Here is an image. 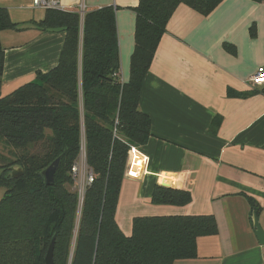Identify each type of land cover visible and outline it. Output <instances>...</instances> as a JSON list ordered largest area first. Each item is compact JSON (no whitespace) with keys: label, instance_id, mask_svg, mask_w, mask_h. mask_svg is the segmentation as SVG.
Here are the masks:
<instances>
[{"label":"trees","instance_id":"obj_1","mask_svg":"<svg viewBox=\"0 0 264 264\" xmlns=\"http://www.w3.org/2000/svg\"><path fill=\"white\" fill-rule=\"evenodd\" d=\"M222 0H138L130 77L120 83L114 10H45L39 26L65 32L57 65L0 95V264H173L197 257V239L216 235L213 216L143 217L126 237L114 212L130 146L144 145L150 120L138 111L141 85L166 24L179 4L208 15ZM263 1V0H255ZM82 22V23H81ZM15 28L0 9V31ZM4 52L0 45V90ZM260 91L242 94L253 95ZM229 96H238L228 93ZM82 138L94 180L84 192L72 234L76 193L71 168ZM60 157L47 186L42 172ZM18 167L21 172L14 173ZM251 213L259 207L246 196ZM156 205L183 206L185 191L155 187Z\"/></svg>","mask_w":264,"mask_h":264},{"label":"crops","instance_id":"obj_2","mask_svg":"<svg viewBox=\"0 0 264 264\" xmlns=\"http://www.w3.org/2000/svg\"><path fill=\"white\" fill-rule=\"evenodd\" d=\"M84 12L114 10L120 83L130 77L138 0H59ZM15 28L0 31L1 97L53 69L65 32L44 31L32 0H0ZM264 67V0H222L204 16L179 4L145 74L138 111L150 136L130 146L114 221L126 237L143 217L213 216L217 234L197 239V257L173 264H264L246 196L264 232V93L249 78ZM238 96H229L228 93ZM185 191L183 206L156 205L155 187Z\"/></svg>","mask_w":264,"mask_h":264},{"label":"built area","instance_id":"obj_3","mask_svg":"<svg viewBox=\"0 0 264 264\" xmlns=\"http://www.w3.org/2000/svg\"><path fill=\"white\" fill-rule=\"evenodd\" d=\"M32 6L36 9L41 10H60L64 12H69V7H63L60 5L59 0H32ZM85 7L83 5H79L77 7V11L80 17L84 15ZM249 82L252 86H264V67L259 68L250 78ZM71 177L74 182V190L77 194L79 206L83 203V197L85 189L88 185H90L93 180V172L88 168L86 164V151H85V143L82 138L78 159L75 164L71 168Z\"/></svg>","mask_w":264,"mask_h":264},{"label":"water","instance_id":"obj_4","mask_svg":"<svg viewBox=\"0 0 264 264\" xmlns=\"http://www.w3.org/2000/svg\"><path fill=\"white\" fill-rule=\"evenodd\" d=\"M60 163V157L56 158L43 172H42V176L44 179V182L47 186H51L53 184V176L59 166ZM18 169V171L16 173H20L21 170L18 167H15ZM12 171L15 173L14 169L12 168ZM251 222H252V227H253V231L255 234V237L258 241V243L261 246H264V232L262 231L260 225H259V221L258 218L256 217V215L253 213L251 216ZM52 256H53V243L50 244L46 255H45V264H53V260H52Z\"/></svg>","mask_w":264,"mask_h":264},{"label":"rangeland","instance_id":"obj_5","mask_svg":"<svg viewBox=\"0 0 264 264\" xmlns=\"http://www.w3.org/2000/svg\"><path fill=\"white\" fill-rule=\"evenodd\" d=\"M85 13V12H84ZM79 14V13H78ZM80 16V15H79ZM83 18V16L82 17H80V20ZM82 21V20H81ZM82 23V22H81ZM16 166H14V171H15V173L18 171V169L17 168H15ZM67 189L68 190H71V191H73L74 190V187H72V185H71V187H69L68 185H67ZM3 192H4V189L3 188H0V199L2 198V196H3ZM74 192H75V190H74ZM76 193V192H75ZM76 203H75V215H74V218H73V229H72V234H73V237L72 238H74V235L77 233V230H78V227H79V220H80V210H81V208H82V205L81 206H79V203H78V198H77V194H76Z\"/></svg>","mask_w":264,"mask_h":264}]
</instances>
